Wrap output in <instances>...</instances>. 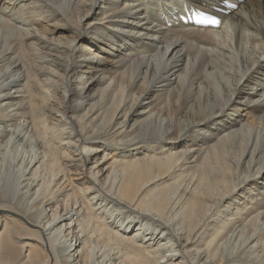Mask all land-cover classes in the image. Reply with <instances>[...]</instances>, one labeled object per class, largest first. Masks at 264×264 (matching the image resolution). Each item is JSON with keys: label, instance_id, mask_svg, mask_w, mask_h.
<instances>
[{"label": "bare ground", "instance_id": "6f19581e", "mask_svg": "<svg viewBox=\"0 0 264 264\" xmlns=\"http://www.w3.org/2000/svg\"><path fill=\"white\" fill-rule=\"evenodd\" d=\"M0 126V264H264V0H0Z\"/></svg>", "mask_w": 264, "mask_h": 264}, {"label": "rangeland", "instance_id": "374dc122", "mask_svg": "<svg viewBox=\"0 0 264 264\" xmlns=\"http://www.w3.org/2000/svg\"><path fill=\"white\" fill-rule=\"evenodd\" d=\"M192 8L201 12V14L211 15V13L206 11L209 9L198 8L196 6H192ZM22 126L23 125L21 123V127ZM10 129H13V128L11 127ZM21 132H23V128H21ZM18 135H22V134H18ZM25 143L26 141H20L18 139L15 140L14 138L7 137L5 138V140H3V143H1V146H0L1 148L0 149V192H3L4 194H6L5 196L6 199H8L9 201H12L13 204L17 202H21L22 205H24L26 204V201L28 200V199L23 200L22 197L25 192L23 187L26 184V180L29 178V175H28L29 173L27 171L24 174L22 167L25 166L27 163H29V161L31 160V156L34 155L36 149H32L31 146ZM2 146H3V149H2ZM33 158H35V156H33ZM41 170L42 169H40V171ZM15 178H17L18 181ZM14 186L16 188H14ZM57 241L61 242L59 239H57ZM232 246L233 244L230 245L228 242L224 250L228 252ZM227 248H228V251H227ZM92 264H97V263H92Z\"/></svg>", "mask_w": 264, "mask_h": 264}, {"label": "snow or ice", "instance_id": "6c2138e0", "mask_svg": "<svg viewBox=\"0 0 264 264\" xmlns=\"http://www.w3.org/2000/svg\"><path fill=\"white\" fill-rule=\"evenodd\" d=\"M212 23H218L217 21L213 20Z\"/></svg>", "mask_w": 264, "mask_h": 264}]
</instances>
